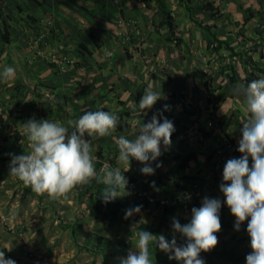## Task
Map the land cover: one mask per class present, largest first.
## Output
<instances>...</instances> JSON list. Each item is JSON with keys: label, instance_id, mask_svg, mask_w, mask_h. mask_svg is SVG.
I'll return each instance as SVG.
<instances>
[{"label": "crops", "instance_id": "0c3cea01", "mask_svg": "<svg viewBox=\"0 0 264 264\" xmlns=\"http://www.w3.org/2000/svg\"><path fill=\"white\" fill-rule=\"evenodd\" d=\"M162 1L182 44L168 41L169 30L156 0H0V69H15L11 80L0 83V251L5 259L16 264H120L137 243L140 223L171 240L167 236L173 218L182 225L189 222L180 207L165 217L141 210L134 214L137 222H119L120 230L114 233L115 223L88 205L87 194L79 195L73 188L60 195L33 191L9 172L12 155L30 151L22 125L31 118L67 124L85 111L127 113L124 130L91 138L95 160L101 157L104 162L102 171L114 160L115 168L123 172L127 165L117 160L119 136L134 139L140 124L153 113H163L173 122L175 136L170 145L161 143V155L153 162V167L156 163L161 167L146 176L140 172L141 163L132 159L124 172L127 189L118 199L132 204L142 196H154L161 203L175 204L186 191L197 203L208 197L219 198L224 205L223 168L227 160L241 156L231 153L238 151L248 119L244 98L236 89L264 74V0ZM121 19L138 23L144 43L139 54L118 36ZM3 21L9 26V43L2 38ZM41 28L48 32L37 46L34 40ZM212 36L226 41L236 55L216 42L210 45ZM132 41L137 43L138 38ZM58 59L66 71H58ZM225 65L233 70L221 72ZM232 76L235 82L229 80ZM149 86L163 96L147 115H140L138 102ZM208 89L219 97L215 106L208 102ZM210 119L216 128L207 126ZM192 127L197 131L191 136ZM85 138L90 139L87 134ZM188 155L192 158L187 167L180 169ZM177 184L185 190L178 191ZM225 214L234 223L229 209ZM246 228L222 229L217 237L226 230L232 243L250 245ZM122 238L125 245L117 246L114 241ZM176 240L184 243L180 234ZM150 255L152 264H163ZM230 255L231 264H246L247 255ZM203 259L205 264H220L213 249Z\"/></svg>", "mask_w": 264, "mask_h": 264}, {"label": "clouds", "instance_id": "9594fccd", "mask_svg": "<svg viewBox=\"0 0 264 264\" xmlns=\"http://www.w3.org/2000/svg\"><path fill=\"white\" fill-rule=\"evenodd\" d=\"M15 75L12 66L0 69V83L11 80ZM242 95L248 113V119L241 129L242 138L238 144L241 156L227 160L223 168V183L220 191L231 214L235 217L234 229L239 231L247 220V234L250 237L252 251L246 256V264H264V74L236 89ZM160 91L152 86L144 89L138 102V108L147 115L148 109L162 98ZM165 110L168 106L165 105ZM119 123L117 114L111 111H85L79 118L69 120L67 124L53 119L31 118L23 125L24 137L30 145V151L21 155H12L9 172L12 176L31 186L35 192H48L60 195L69 192L77 184L88 183L96 178L105 184L100 192L103 202L109 203L122 197L127 189L128 180L124 172L130 161L135 159L142 167L140 172L149 176L155 173L161 163L156 162L161 155V143L170 145L171 135L175 131L171 120L163 113H153L147 123L139 125L134 139L121 135L118 138L117 157L127 170L107 167L102 177L98 176L94 161L92 137L108 136ZM135 125L136 122L133 121ZM85 134L90 139L85 138ZM249 158L252 165L249 166ZM151 186H155L152 182ZM219 198L205 197L200 207L191 209V219L186 224L173 218L174 232L185 238L182 245L173 237L168 240L164 235H154L146 230H138V238L133 249L128 251L120 264H152L149 246L154 243L162 252L169 254L180 264H205L201 252L213 249L218 242L221 229ZM141 205L125 210V217L141 212ZM0 264H16L5 259L0 251Z\"/></svg>", "mask_w": 264, "mask_h": 264}, {"label": "trees", "instance_id": "16d2710c", "mask_svg": "<svg viewBox=\"0 0 264 264\" xmlns=\"http://www.w3.org/2000/svg\"><path fill=\"white\" fill-rule=\"evenodd\" d=\"M156 1L159 5L161 12L163 13L164 23L168 27V30H169L168 41L175 42L176 44H182L183 40L175 35V22H174L173 16L171 15L170 11L167 9L164 1H162V0H156ZM1 11H2V9L0 8V13H1ZM2 26H3V30H4V34H3L2 38H3L4 42L9 43L11 39L9 37H7V35H6V33L9 31V26L7 25L6 21L2 22ZM215 42L217 44V47L220 48L221 46H223L226 50H228L230 52L231 56L236 55V53L233 51V49L229 46V44L226 41H219L216 39L215 36H212L211 39L209 40L210 45L215 43ZM217 47L214 46L213 47L214 50L217 51L218 50ZM229 70H233V67L225 65L224 67H222L220 69L221 72L229 71ZM229 80L231 82H235L236 78L234 76H232L229 78ZM208 94H209L208 102L215 106L217 104V102L219 101V97L214 96L213 91L210 89H208ZM186 113L191 114V112H189L187 110H186ZM117 115L119 117V123H118L117 127L115 128V131L119 132V131L124 130L127 127V121L124 118L128 114L127 113H117ZM174 136H175V133L173 132L171 135V138H173ZM237 153H238V151H235L231 154H237ZM191 158H192L191 155L184 157L180 162V165H179L180 169L186 168ZM178 160H180V158H178ZM94 164H95V168H96V172H97L98 176L102 177L104 174V171H102V168L104 167V162L101 159V157H98V159L94 161ZM107 167L115 168V161L111 160L109 162V164L107 165ZM104 187H105V184L99 183L96 178H93L88 183L77 184L76 186L73 187V189H75L79 195H86L87 194L88 195V205L90 207H93L96 211H98L102 215V217L104 219H108L112 224L120 222V223H123L125 225H129L131 223L137 222V218L134 215L127 217V218L125 217V210L129 209L135 205H141L142 206L141 210L146 211L148 214H152L153 212H158L161 215V217L173 215L175 213L176 209L178 207H180L184 211L187 212V216L185 219L186 221H190V219H191V209L193 207H200L201 206V203H199V202L198 203L196 202L193 205L181 204L178 201L175 204L161 203V201L157 200L154 196H153V199H154L153 202H150L146 196H142V197H140V199H138L137 201H135L132 204L120 201L118 198L112 202L105 203L100 198V192L104 189ZM177 190L183 191L185 189L183 186L177 184ZM228 209L229 208L226 205H223L221 207V210H220L221 229L220 230L229 229L232 231H236L234 229V223H232L226 217L225 211ZM182 222H184V220ZM244 227H247V221H245L242 224L240 229H242ZM141 229L149 231L150 233L158 236V230L152 229L151 227H149L145 223H140L136 229V232L138 230H141ZM219 232L216 233V235H218ZM181 238L185 242V238L182 236H181ZM122 247H124V245H122ZM149 251H150V254H153L163 264H178L176 261L170 260L169 257L164 252H162L158 247H156L154 245V243L149 246ZM209 251L201 252V254H200L201 257L202 258L206 257L208 255Z\"/></svg>", "mask_w": 264, "mask_h": 264}, {"label": "built area", "instance_id": "2783aa9c", "mask_svg": "<svg viewBox=\"0 0 264 264\" xmlns=\"http://www.w3.org/2000/svg\"><path fill=\"white\" fill-rule=\"evenodd\" d=\"M44 24V23H43ZM50 24V23H48ZM48 24H45V27L49 26ZM47 25V26H46ZM117 33L118 36L121 38L123 44L128 47V49H131V51L133 53L139 54V50L142 47V45L144 44L143 41H140V37L142 36V32L141 29L139 28V25L136 21L134 20H126V19H121L118 21L117 23ZM47 30H45V28H41L38 33L36 34V38L34 40V44L37 46H40L42 43L45 42L46 40V34H47ZM138 38V42L134 43L133 38ZM57 68L59 72H64L66 71V65L62 60H57ZM207 126L209 128H216L218 125L215 122V120L210 119L207 121ZM197 131V127H192L189 130V135H194L196 134ZM229 150L233 151L234 148L231 145H228ZM183 197H182V201L181 204H189V205H193V194L192 193H188V192H183L182 193ZM150 202H153V197H148ZM162 203H164L162 201Z\"/></svg>", "mask_w": 264, "mask_h": 264}, {"label": "rangeland", "instance_id": "374dc122", "mask_svg": "<svg viewBox=\"0 0 264 264\" xmlns=\"http://www.w3.org/2000/svg\"><path fill=\"white\" fill-rule=\"evenodd\" d=\"M193 194V193H192ZM196 203V198L195 195L193 194V204ZM114 226L112 227V231L118 232L119 229V224L115 223L113 224ZM165 225L167 226V224L165 223ZM125 235V234H124ZM129 235V234H128ZM179 233L174 232V230L172 229L169 232V235L167 236L168 238H178ZM249 237V236H248ZM114 243L118 246L121 244L125 245V242L123 240V238L121 239V241L115 240ZM213 250L217 253L218 255V260L220 261V264H231L232 263V253H234L236 256L238 255H247L248 253H250L252 251L250 245L247 243L246 246L240 244L238 245V243H232L230 241V232L223 230L221 232L220 237H218V242L217 245L213 248Z\"/></svg>", "mask_w": 264, "mask_h": 264}]
</instances>
